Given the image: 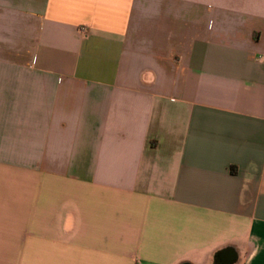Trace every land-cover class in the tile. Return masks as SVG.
Segmentation results:
<instances>
[{
    "label": "crops",
    "instance_id": "0c3cea01",
    "mask_svg": "<svg viewBox=\"0 0 264 264\" xmlns=\"http://www.w3.org/2000/svg\"><path fill=\"white\" fill-rule=\"evenodd\" d=\"M0 264H264V0H0Z\"/></svg>",
    "mask_w": 264,
    "mask_h": 264
}]
</instances>
